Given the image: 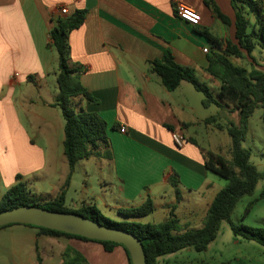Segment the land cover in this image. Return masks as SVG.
<instances>
[{
    "label": "crops",
    "instance_id": "obj_1",
    "mask_svg": "<svg viewBox=\"0 0 264 264\" xmlns=\"http://www.w3.org/2000/svg\"><path fill=\"white\" fill-rule=\"evenodd\" d=\"M215 1L232 21L225 30L203 0H0V200L16 184L18 174L25 182L27 176L40 175L45 199L56 198L66 184L70 169L64 153L65 122L53 106L58 93L52 101L42 99V143H37L20 117L16 91L50 77L58 64V54L50 47L53 27L60 18L86 10L84 24L70 34L71 61L82 69L80 83L97 102L78 99L77 103L108 123L109 143L100 152L111 157H92L77 164L66 189V206L78 210L96 205L116 222L160 224L174 214L182 232L202 228L224 187L210 178L202 149L212 150L200 145L199 138L211 128L215 133L227 128H216L221 124L219 113L200 119L188 103L176 100L186 82L168 91L152 71V63L170 49L177 63L195 68L209 85L219 87L206 68L208 55L222 50L200 31L234 41L235 13L230 0ZM179 5L194 8L201 21L180 18ZM211 117L217 122L208 125ZM173 133L184 138L182 147L175 144ZM149 198L155 205L150 216L127 219L119 214L120 209L140 207ZM69 247L90 264H130L122 246L107 252L97 242L42 235L24 224L0 229L4 264H62Z\"/></svg>",
    "mask_w": 264,
    "mask_h": 264
},
{
    "label": "trees",
    "instance_id": "obj_2",
    "mask_svg": "<svg viewBox=\"0 0 264 264\" xmlns=\"http://www.w3.org/2000/svg\"><path fill=\"white\" fill-rule=\"evenodd\" d=\"M203 2L217 20L227 27L232 25L230 18L221 11L215 0H203ZM230 2L235 13L234 41L231 39L222 41L208 30L200 31L214 48L222 50L208 55L209 64L206 68V72L220 83L217 93L208 82L201 80L195 68L177 63L170 49L165 51L161 60L152 63V71L168 91H175L183 82H187L204 95L202 104L205 108L213 105L222 107L223 101H227L233 105V110L239 112V122L237 124L231 122L227 127V133L231 138L230 159L221 153L202 149L206 169L228 181L212 202L202 228L182 232L180 222L174 214H171L164 223L143 224L136 221H112L105 217L96 205L84 206L78 210H71L66 206V189L77 164L92 157H111L100 152L101 147L109 143L108 123L99 114L79 108L77 103L78 99L97 102L80 83L79 76L82 69L73 65L71 61L70 34L84 24L86 10H77L66 18H60L51 31L50 47L57 52L59 64L57 78L59 93L53 106L62 111L65 120L64 153L70 169L66 184L56 198L45 199L32 195L28 191V184L23 180L24 177L18 174L16 184L7 190L0 201V213L17 207H40L60 213L77 214L103 226L127 231L141 240L147 264H159L160 258L185 249L206 251L216 241L225 221L230 224L235 237L254 241L264 247V228L236 224L232 221V215L241 199L251 196L259 181L264 178V173L251 162V151L243 146L249 132L250 119L257 109H264V65L260 64L253 55L258 46H264V2L263 0H230ZM251 15L254 17L253 24ZM232 57L250 60L255 69L248 71L245 67L234 64ZM206 122L214 123L217 119L211 117ZM262 122L264 125V113ZM218 128L222 130L223 126L218 124ZM173 184L177 200L180 201L181 195L177 183L173 181ZM261 198H264V191ZM255 202L257 201L248 205L246 215ZM154 211V202L149 198L140 207L120 209L119 214L127 219H141L150 216ZM12 225L15 224L4 227ZM27 226L39 229L42 235L67 236L97 242L103 245L107 252H112L117 246L124 247L111 241H96L37 226ZM125 250L132 264L130 254L126 248ZM38 259L41 263L39 255ZM62 264L90 263L82 253L69 247L63 254Z\"/></svg>",
    "mask_w": 264,
    "mask_h": 264
},
{
    "label": "rangeland",
    "instance_id": "obj_3",
    "mask_svg": "<svg viewBox=\"0 0 264 264\" xmlns=\"http://www.w3.org/2000/svg\"><path fill=\"white\" fill-rule=\"evenodd\" d=\"M251 19L253 24V15H251ZM212 32H214V29ZM253 54L256 60L264 65V47L258 46ZM231 59L234 64L239 66L243 65L248 70H251L253 67L248 59H238L236 57H232ZM58 73L59 64H56L52 74L45 81L39 84L26 83L16 91V107L19 110L20 117L26 127H28L32 140L37 143H42V138L39 137L42 133V110H44L42 107V99L52 101L55 98L54 96L59 93L57 83ZM201 80H203V78H201ZM214 90L217 93L218 87H214ZM178 94L176 100L188 103L191 108L194 109L195 116L200 119L219 113L221 115L220 125L223 126V129L230 125V121L236 124L239 122V115L234 111H230L229 107L233 108V105L229 104L227 101H223L222 107L212 106L210 109L205 108L202 104L204 95L196 91L194 86L190 83L186 82L184 88ZM58 112H60L62 122L64 123L65 120L61 110L58 109ZM263 113L264 109H257L254 116L250 119L249 132L243 146L251 151V162L260 172L264 173ZM216 128L218 127L216 126ZM212 130L213 128H211V131L208 134L204 132V134L200 136V145L211 149L213 152L221 153L227 159H230L231 138L229 134L227 132L219 131L215 133ZM31 167L34 168L33 163H31ZM210 178H213L217 185H223V187H225L228 184L227 180L222 179L215 174H210ZM93 181L95 182L94 179ZM26 182L28 183V191L32 195L42 198V187H45V185H43L40 175L27 176ZM93 185L95 184L93 183ZM94 189L99 192L98 185H96ZM263 191L264 178L259 181L251 196H245L241 199L232 215V221L234 223L256 228H264V198H261ZM253 201L257 202H255L250 212L246 215V209ZM104 216L107 217L106 215ZM109 217L107 218L112 221L116 220L110 215ZM236 241H238V244ZM166 260L171 261L166 264H264V247L254 241H246L235 237L230 224L225 221L222 223L216 241L213 242L206 251L197 252L194 249H185L178 253L160 258L159 264H164ZM0 264H4L3 260H0Z\"/></svg>",
    "mask_w": 264,
    "mask_h": 264
},
{
    "label": "water",
    "instance_id": "obj_4",
    "mask_svg": "<svg viewBox=\"0 0 264 264\" xmlns=\"http://www.w3.org/2000/svg\"><path fill=\"white\" fill-rule=\"evenodd\" d=\"M11 224L32 225L96 241L123 245L132 264H147L141 240L124 230L109 228L73 213H60L40 207L24 206L0 213V228Z\"/></svg>",
    "mask_w": 264,
    "mask_h": 264
},
{
    "label": "built area",
    "instance_id": "obj_5",
    "mask_svg": "<svg viewBox=\"0 0 264 264\" xmlns=\"http://www.w3.org/2000/svg\"><path fill=\"white\" fill-rule=\"evenodd\" d=\"M61 13L63 15H66L67 10L62 9ZM178 16L182 19H186L194 23H198L202 19L201 14H199L194 8L186 5L178 6ZM122 131L125 132L126 128L123 127ZM173 140L178 147H182L184 145V138L180 134L173 133Z\"/></svg>",
    "mask_w": 264,
    "mask_h": 264
}]
</instances>
